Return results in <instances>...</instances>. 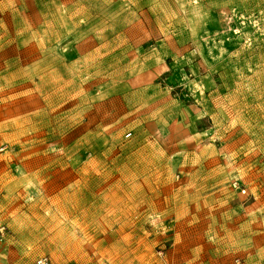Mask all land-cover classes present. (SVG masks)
I'll return each mask as SVG.
<instances>
[{
	"label": "rangeland",
	"instance_id": "obj_1",
	"mask_svg": "<svg viewBox=\"0 0 264 264\" xmlns=\"http://www.w3.org/2000/svg\"><path fill=\"white\" fill-rule=\"evenodd\" d=\"M0 264H264V0H0Z\"/></svg>",
	"mask_w": 264,
	"mask_h": 264
},
{
	"label": "built area",
	"instance_id": "obj_2",
	"mask_svg": "<svg viewBox=\"0 0 264 264\" xmlns=\"http://www.w3.org/2000/svg\"><path fill=\"white\" fill-rule=\"evenodd\" d=\"M3 235H4V228L0 227V240L3 238ZM46 263H47L46 259H41L38 261V264H46Z\"/></svg>",
	"mask_w": 264,
	"mask_h": 264
}]
</instances>
